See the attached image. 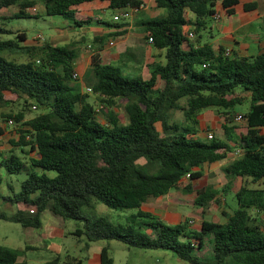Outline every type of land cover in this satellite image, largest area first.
I'll return each mask as SVG.
<instances>
[{"label":"trees","instance_id":"obj_1","mask_svg":"<svg viewBox=\"0 0 264 264\" xmlns=\"http://www.w3.org/2000/svg\"><path fill=\"white\" fill-rule=\"evenodd\" d=\"M92 1L97 0H43V8L46 15L80 26L93 18L77 17L76 9ZM99 1H108L114 11L142 3ZM217 1L226 15L235 11L236 0H155L165 14L140 19V25L144 38L164 50L165 61L154 65L147 78H127L120 67L103 61L98 51L92 54L86 79L102 106L99 112L104 121L88 101V93L73 83L75 43L60 46L44 40L22 45L25 32L3 39L2 34L12 31L0 25V104L6 101V93L24 97L20 111L3 115L19 127L16 143L11 142L14 148L0 154V168L26 175L17 192L0 194V198L35 207L32 213L23 208L10 215L0 212V218L37 229L41 212L49 208L62 219L82 223L75 233L88 242L118 240L128 248L168 250L188 264H264V187L250 186L264 179V135L260 133L264 127V47L256 55L238 57L225 54L222 47L215 50L210 43L199 44L198 35L212 18ZM34 4L35 0H0V24L29 16L26 9ZM14 5L18 9L12 17L2 14ZM252 7L244 5L245 10ZM189 32L197 37L191 39ZM4 50L20 51L27 58H7ZM247 96L250 105L241 114L243 125L231 124L233 106ZM118 99L127 101L126 123L114 111ZM33 106L45 110L24 119L25 111ZM211 107L224 120L223 136L196 137L198 115ZM176 109L183 110L181 124L168 121L170 111ZM29 153L33 155L27 163L21 154ZM232 153L235 156L222 168L226 180L221 189L193 184L202 178L204 165L223 161ZM140 159L155 170L149 172ZM2 181L0 176V185ZM171 191L191 194L194 206L201 208L212 202L220 205L219 196L226 201V195L232 194L236 208L231 213L222 211L224 222L203 217L197 227L189 218L167 223L141 209L148 200ZM93 200L109 208L135 211L122 223L105 217L92 220L82 215L81 207ZM19 257L18 249L0 244V264H27ZM59 259L55 256L44 264H58ZM100 264H115L107 246L100 250Z\"/></svg>","mask_w":264,"mask_h":264},{"label":"rangeland","instance_id":"obj_2","mask_svg":"<svg viewBox=\"0 0 264 264\" xmlns=\"http://www.w3.org/2000/svg\"><path fill=\"white\" fill-rule=\"evenodd\" d=\"M35 9L27 10L29 16L20 17V18H10L8 20H3V24H0L5 29H10L12 33L2 34L1 38H14L16 33L25 32L27 40L21 42L22 45H38L40 41L34 39V36L37 33H40L43 39H49L55 34L57 38L55 42L59 43L60 46H66L68 44H73L71 42L74 38L79 36H84L88 38L90 31L89 27L96 26L95 24H82L80 26L74 25V23L61 16L55 15H46L43 8V0H35L34 4ZM18 9L17 5L11 6L3 10V14L7 17H12ZM82 9H92L91 13L100 14V17L105 21L112 23L113 14L111 10H106L102 13L101 9H93V7L84 6ZM158 13H160L158 15ZM165 14V9H160V12L157 10L156 6L149 7L138 14L132 16L131 20L134 24L138 25L135 21L138 19H144L157 15L163 16ZM212 25V19H208L207 26ZM108 29L110 28L107 27ZM213 31H215L213 27ZM215 33V32H214ZM207 31H200L201 38L204 40H209ZM195 39L197 34H193ZM111 38V37H107ZM63 42V43H61ZM65 42V43H64ZM132 42V41H131ZM92 46L98 48V44L94 39L90 40ZM130 43V42H129ZM80 46L83 42L76 43ZM75 44V45H76ZM105 44V43H104ZM142 44V43H141ZM106 48L103 46V49ZM154 47L150 42L145 39L141 47H133L126 49L125 52L120 55V57L112 64L120 67L122 70L123 76L127 78H133L144 73L145 68L143 69H133L129 68L128 62L133 63V61H139L143 59V51L145 49H153ZM2 53L10 59L23 61L27 58L26 54L17 51L9 52L7 50L2 51ZM108 57V51L105 53ZM73 83L80 91L84 92L83 85H90L85 79H73ZM237 91H242L241 88H237ZM88 93V101L94 103L95 107L98 106L97 95L93 92ZM24 97H15L12 94L8 93L6 101L0 104V126H3L1 132L4 135H0V154L6 153L9 149H13L12 143H16L18 139V131L16 128L19 127L17 123H13L8 126L9 128L5 129L6 120L3 115L15 114L23 108ZM33 103V101H31ZM125 99H118V105L114 107V111L118 113L121 123H126L128 121V115L125 109L126 106ZM185 102L184 99L180 100V104L183 105ZM250 105V97L247 96L241 103H237L233 106L235 115L240 113H245L248 111ZM45 109L43 107L30 108V110L25 111L24 119H29L35 114L43 112ZM234 115L233 122L231 124L241 126L243 125L242 119H237ZM98 118L101 121H104V116L101 112L98 114ZM199 123L197 125V134H205L212 132L213 135L223 136L222 133V123L224 122L223 118L220 116L217 108H206L202 109L198 116ZM169 123H183V110L176 109L172 110L169 113ZM15 124V125H14ZM157 127L160 130V124L157 123ZM6 131V132H5ZM200 132V133H199ZM27 148V147H26ZM19 152V149L17 150ZM34 153V152H33ZM29 153L27 155L21 154L24 161L29 163V156L33 155ZM235 156L233 153L229 157ZM139 163H143L147 166L149 172L155 170V166H152L149 163H146L144 159H140ZM227 161H221L217 165H204L203 166V176L201 179L193 180V184L196 187L202 185H211L215 189H221L222 185L225 183V176L222 170L223 166ZM0 176H2L3 181L0 185V194L1 195H11L13 191L17 192L20 188V182L25 178V173L21 172L18 174H9L2 168H0ZM251 187H264V182L259 181L255 184H250ZM193 196L189 193L185 194L182 191H173L171 194H166L160 198H154L148 200L144 206L146 210L152 212L156 217L166 220L167 223L177 222L178 220H183L185 218L191 219V223L194 227H197L200 224L201 219L215 221V222H224L225 217L223 216L222 211L231 213L232 210L236 208L235 200L232 197V194L226 195V201L223 200L222 196H219L220 205L212 202L206 208H201L200 206H194L191 202ZM34 206H23L22 204L10 203L3 201L0 198V212L10 215L14 213L17 209L23 208L28 210ZM134 209L128 210H117L109 208L104 204L98 201H92L90 205L81 207V213L85 217H88L92 220L105 217L110 222L122 223L125 220V217L130 213L134 212ZM166 215V217H165ZM264 219V217H263ZM41 226L37 229L23 228L19 223L13 221L5 220L0 218V244L18 249L20 251V260H25L27 264H44L46 261L53 259L55 256H59L58 264H88L87 258L91 256L94 252H99V250L107 246L110 255L114 258L117 264H188L187 262L181 260L177 256H167L173 255L172 252L168 250H151V249H140V248H128L125 244L121 243L118 240H98L93 242H88L84 235H77L75 230L77 227L82 226V223H79L72 219H62L54 215L49 208L44 209L40 214ZM28 248H25V246ZM207 256H210L211 252Z\"/></svg>","mask_w":264,"mask_h":264},{"label":"crops","instance_id":"obj_3","mask_svg":"<svg viewBox=\"0 0 264 264\" xmlns=\"http://www.w3.org/2000/svg\"><path fill=\"white\" fill-rule=\"evenodd\" d=\"M141 1H142L141 4L143 7L138 12L133 13L128 19H121L119 21L113 19L114 21L110 24L109 22H105L100 17L99 13L98 15L91 13L90 10L92 9H82L84 6L87 5L90 8L93 7V9L99 8L103 10L102 11L103 13L107 9L111 10L110 8H108V1L97 0V1H92V2H86V3L80 4L77 7L76 9L77 17H85V16L92 17L93 20L89 24L96 25L94 27H91L92 26L91 25L88 28L90 31V34L87 39L84 36H79L77 38H74V40L71 41V42H74L75 44L83 42L81 46L80 44L79 45L76 44V46L78 47V52H77V56L74 61V71L77 73L78 79L80 80L85 79V81L87 82L86 77H87L88 70L90 68V59L94 52L98 51L103 61L105 62L108 61L110 63H113L114 60L118 59L120 55H122V53L125 52L126 49L132 48L133 45L134 47L142 46L145 38H144V32L142 31V26L140 25V20L138 21L137 19L135 21L138 24L136 25L133 23L131 18L133 15L138 14L139 12L149 8L150 6L151 7L156 6V4H155V0H141ZM236 1L237 2L234 5L235 11L230 15H226L224 13V9L221 5V1L216 2L214 9L215 11H219L221 13V18L220 20H216L212 16L211 19H212L213 24L212 25L210 24L209 27L206 25V28L203 29V31H207L209 33L208 34L209 40L202 39L199 33L198 35L199 44L210 43L215 50H217L220 47H222L224 50L228 49L229 55H232V56L236 55L238 57H248V56L256 55L264 47V0H236ZM247 4H252L253 7L248 10H245L244 5H247ZM157 10L160 12V8H157ZM111 11L114 16L116 14H119L122 10H118V11L111 10ZM2 14H3V11H2ZM159 14L160 13H158V15ZM155 16H152V17H155ZM109 26L110 28L108 29L107 27ZM213 27L215 31H213ZM110 34H112V36H109ZM103 36H106V38L102 39ZM107 37H111V38L107 39ZM56 38H57V34H55L49 39H43L42 41L47 40L53 44L59 45V43L55 42ZM91 39H94V41L99 43L98 48H95V46L91 45L90 43ZM110 41L113 42L111 45L109 44ZM147 41L150 42L149 40ZM103 46H105L106 48L103 49ZM106 51H108L109 57L105 54ZM164 61H165L164 50L153 48L149 50L145 49L143 51V59L139 61L135 60L133 61V63H130V64L128 62L127 64L129 65L128 66L129 68H133L136 70L143 69L146 67L144 73H141L142 74L141 76L144 78H147L150 75L151 68L156 64H163ZM87 83H90V82H87ZM83 86L91 87V83L90 85H83ZM7 94L8 93L5 94V98L7 97ZM4 126H5V129L9 128L8 127L9 125L7 124H5ZM0 128L3 129V126H0ZM236 131H239V130H236ZM200 132H199L200 134H197L198 137L202 139L205 138L206 133L202 134V131ZM1 133H2L1 135H4L3 132ZM260 133L264 135V127L260 129ZM228 160H230L229 156L223 161L228 162ZM218 163L219 162L211 164V165H217ZM260 181L264 182V179ZM171 192H169L168 194H171ZM144 206H146V204H143L141 209L144 211H148L146 210L147 208H144ZM100 250L99 252H94L91 256L87 258L88 264H100ZM172 254L173 255L167 254V256L175 255L174 253ZM114 263L117 264L115 260H114Z\"/></svg>","mask_w":264,"mask_h":264},{"label":"built area","instance_id":"obj_4","mask_svg":"<svg viewBox=\"0 0 264 264\" xmlns=\"http://www.w3.org/2000/svg\"><path fill=\"white\" fill-rule=\"evenodd\" d=\"M142 7H143L142 4H140L138 7H128V8H125L119 14L114 15L113 16V19L114 20H118V21L121 20V19H128L133 13L138 12ZM34 9H35L34 6L31 7V10H34ZM27 10H30V7H28ZM213 18L216 19V20H220L221 13L219 11H215L214 14H213ZM188 37H190V38L193 37V33L192 32H189L188 33ZM34 39L37 40V41H40V42L43 40V38H42V36H41L40 33H37L34 36ZM148 40L151 41V38H149ZM112 43L113 42L110 41L109 44L111 45ZM225 54H229V50L228 49L225 50ZM37 62H38V60H37ZM202 66H206V64H203ZM72 78L73 79H77L78 78V75H77V73L75 71H73V73H72ZM84 91L85 92H91L92 89H91V87H85ZM101 107H102L101 105L96 106V108H95L96 111L99 112L100 109H101ZM33 108H35V107L33 106ZM236 118L237 119H242V115L241 114H237ZM6 124L9 125V126L12 125L13 124L12 119H8L6 121ZM212 136H213L212 132H207L205 138L210 139V138H212ZM238 152L239 151L237 150L235 152V154H238ZM34 211H35V207L29 208V212L32 213Z\"/></svg>","mask_w":264,"mask_h":264}]
</instances>
